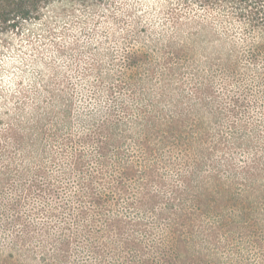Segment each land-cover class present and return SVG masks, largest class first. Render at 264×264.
Here are the masks:
<instances>
[{
    "label": "trees",
    "instance_id": "trees-1",
    "mask_svg": "<svg viewBox=\"0 0 264 264\" xmlns=\"http://www.w3.org/2000/svg\"><path fill=\"white\" fill-rule=\"evenodd\" d=\"M56 1L65 0H0V36L39 19L44 5ZM72 1L95 9L102 2ZM178 1L186 10L197 3L206 19L172 10L167 30L173 36L165 43L163 36L144 45L132 43V35L123 37L132 45L110 78L113 89L106 91L107 97L118 95L113 99L119 113L102 105L88 109L87 115L106 116L90 120L91 130H80L76 139L72 121L79 108L65 94L61 107H37L23 136L8 134L6 146L21 157L7 156L12 164L0 179L20 182L10 186L8 201L0 197L8 207L0 211V239L19 237L28 262L38 243L66 264H264V131L241 123L245 114L237 100L227 114L201 101L191 116L179 111V102L154 99L149 86L131 93L139 83L152 82L157 68L171 71L177 62L181 68L184 50L197 47H220L210 50L215 57L205 63L212 72L246 62L264 66V0ZM233 25L242 43L235 41ZM167 50L170 56L153 67L162 59L155 54ZM253 80L264 86V72ZM223 129L234 142L250 148L255 142L260 155L234 163L222 152ZM78 145L95 147V155L76 153ZM120 208L142 218L124 221L116 215Z\"/></svg>",
    "mask_w": 264,
    "mask_h": 264
},
{
    "label": "rangeland",
    "instance_id": "rangeland-1",
    "mask_svg": "<svg viewBox=\"0 0 264 264\" xmlns=\"http://www.w3.org/2000/svg\"><path fill=\"white\" fill-rule=\"evenodd\" d=\"M172 10L178 11L184 18L188 17L189 11L199 21L205 20L207 15L197 3L190 2V9L186 10L178 0H102L98 9L91 3L79 5L65 0L44 5L39 19L23 21L18 30L4 32L0 36V173L12 164L8 155L16 159L21 157L20 152L6 146L8 134L23 136L30 119L39 109L37 107L42 104L54 102L61 107V100L63 102L66 96L73 100L79 108L72 121V136L76 139L80 137V130L81 133L86 128L91 130L93 121L90 120L102 119L108 110L119 113V105L113 99L118 95L107 97L106 91L113 89L116 81L110 78L118 73L125 52L132 45L125 44L129 42L123 37L132 35L131 42L141 45L150 43L154 37L163 36L162 43H165L168 37L173 36L167 30ZM219 14L214 10V15ZM232 27L235 41L242 43L237 26ZM219 49V46H210V50ZM210 50L202 47L193 51L184 50L185 63L181 62V68L177 69L178 62L173 64L171 71L157 68L152 82L139 83L131 89V93L149 86L147 92L154 99L179 102V111L191 116L199 113L196 105L201 101L209 103L216 113L227 114L231 103L237 100L243 107L242 114H245L241 123L257 125L259 131H264V86L253 80L255 75L264 72V66H250L246 62L237 69L223 67L212 72L205 65L208 58L215 57ZM163 52L155 54L162 59L152 64L153 67L161 65L172 53L169 50ZM93 65L96 67L92 68ZM242 76L245 81H241ZM80 85L84 86L83 89ZM99 105L106 109L101 114L84 113ZM223 130L225 142L222 152L230 154L227 157L234 163L241 166L258 154L253 148L255 142L250 148L248 144L234 142L229 130ZM79 152L96 153L95 147L82 145L76 146V153ZM91 159H87L89 167L94 165ZM14 178H8V181L0 179V197L4 201H8L9 188L18 179ZM7 208L0 203V211ZM120 209L116 215L124 221L133 222L142 218L134 210ZM11 231L12 235L20 234L18 225L13 226ZM56 242L54 238L53 244ZM38 245L36 243L31 247L35 252L31 255L32 261L28 262L24 252H21V248L24 251L26 247L19 237H1L0 264H46L52 260V264L61 263L56 262L57 258L54 259L51 251ZM56 253L62 252L56 249ZM83 260L87 263L85 257ZM70 264H75V260L72 259Z\"/></svg>",
    "mask_w": 264,
    "mask_h": 264
}]
</instances>
